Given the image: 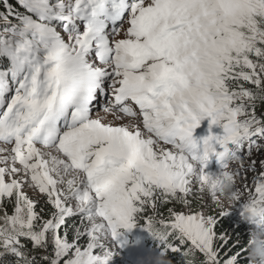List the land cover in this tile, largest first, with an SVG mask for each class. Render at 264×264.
Listing matches in <instances>:
<instances>
[{"label": "snow or ice", "instance_id": "6c2138e0", "mask_svg": "<svg viewBox=\"0 0 264 264\" xmlns=\"http://www.w3.org/2000/svg\"><path fill=\"white\" fill-rule=\"evenodd\" d=\"M258 102L264 0H0V264H37L34 251L109 264L121 230L140 226L166 260L249 264L264 227ZM221 144L255 173L246 197L229 165L206 172ZM194 182L219 220L192 208ZM225 202L253 216L235 241L216 231ZM168 204L182 208L158 219Z\"/></svg>", "mask_w": 264, "mask_h": 264}, {"label": "rangeland", "instance_id": "374dc122", "mask_svg": "<svg viewBox=\"0 0 264 264\" xmlns=\"http://www.w3.org/2000/svg\"><path fill=\"white\" fill-rule=\"evenodd\" d=\"M257 111H264V107H257ZM209 134V121L204 119L200 122V126L195 129L193 135L194 138L200 139ZM211 134L213 135H222L223 130L220 127L213 126L211 128ZM253 159L264 158V153L253 152ZM241 163H244L247 166V158L244 161L237 160L230 165V170L234 173H237L236 176V187L242 189L244 196L246 197L251 189V180L255 173H250L244 171L240 167ZM208 173L218 174L214 170H206ZM247 185V186H245ZM198 185L193 184V194L190 197H193L192 208L196 210L198 207L201 208V211L205 215H213L218 217L220 212V206L214 204L206 194H201L198 192ZM225 209L228 210V217H232L235 223L240 226V230H243L246 233L250 230L251 226L243 223L240 218V209L238 206H233L232 208L225 202ZM180 209V208H179ZM140 227H134L131 231L121 230L122 235L121 240L126 241L123 247H118L115 250V253L112 259L109 261V264H153V261L156 258V255H159L158 252H152L150 249L148 253H145L144 249L140 245V236L137 234V231ZM217 243H220V240H217Z\"/></svg>", "mask_w": 264, "mask_h": 264}, {"label": "clouds", "instance_id": "9594fccd", "mask_svg": "<svg viewBox=\"0 0 264 264\" xmlns=\"http://www.w3.org/2000/svg\"><path fill=\"white\" fill-rule=\"evenodd\" d=\"M213 155L215 156L218 166H230L233 160L231 151L226 144H221L218 150L214 151ZM220 170L222 171L223 169L221 168ZM216 187L220 196L226 198L232 193L234 183L232 180H224L222 183L217 184ZM252 219V214L247 211L241 216L242 222H250ZM140 227L142 228V226ZM145 242H147L149 248H152L149 244V237L147 234L144 237V243ZM155 252H158L159 255H156L153 264H171V261L166 260L160 255L161 251L159 249H156L154 253ZM247 255L249 264H264V227H257L252 230L247 244Z\"/></svg>", "mask_w": 264, "mask_h": 264}, {"label": "trees", "instance_id": "16d2710c", "mask_svg": "<svg viewBox=\"0 0 264 264\" xmlns=\"http://www.w3.org/2000/svg\"><path fill=\"white\" fill-rule=\"evenodd\" d=\"M257 107H262L259 102L257 104ZM188 199L191 201V204L193 202V197H188ZM171 207H175L176 209L179 210V208H182V205L179 204H168V205H162L159 208V214H158V219H163L166 218L168 215L167 209L171 208ZM197 211H201V208L198 207L196 209ZM152 214L151 210H149L148 213H146L145 215H149ZM217 219L219 220L220 218L217 217ZM216 231L219 234H226L227 237L231 238V241H235L237 239L238 236L243 235L244 233L246 234V231L244 232L243 230H240V226H238L235 221L232 219V217H224L222 220H220V222L217 224L216 226ZM146 234L149 237V244L152 246L153 249H159L161 251V246L159 241L155 240L148 232H146ZM177 243V242H174ZM179 246V245H178ZM32 256L35 257V259L37 260V264H39V258H40V253L38 251H34L32 253ZM170 259L172 261V264H188V261H193L195 264V260L198 258H193L191 256L189 257H183L182 255H180L179 253L177 254H170Z\"/></svg>", "mask_w": 264, "mask_h": 264}]
</instances>
